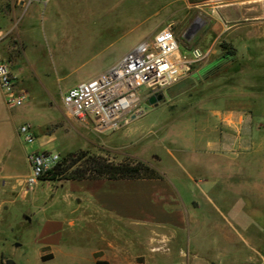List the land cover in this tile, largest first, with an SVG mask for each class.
Instances as JSON below:
<instances>
[{"label": "rangeland", "instance_id": "374dc122", "mask_svg": "<svg viewBox=\"0 0 264 264\" xmlns=\"http://www.w3.org/2000/svg\"><path fill=\"white\" fill-rule=\"evenodd\" d=\"M142 1L147 3L138 5L143 13L137 19L118 20L120 35L117 26L109 29L108 19L94 21L76 12L58 17L55 25L68 32L57 48L43 18L31 34L38 40L28 38L19 15L32 0H0V57L11 66L15 89L27 96L8 109L0 89V121L8 119L0 122V177L18 182L30 170L24 158L28 145L14 131L22 121L39 125L41 134H53L58 149L50 151L60 155L88 148L115 159L144 157L161 171L151 163L155 153L168 166L163 178L188 210L184 229L127 225L124 232L115 220L104 219L70 225L65 202L70 197L64 187L46 181L31 186L35 191L26 199L19 196L0 220V264H264V0ZM47 2L38 4L44 8ZM148 13H154L152 18ZM165 26L174 31L188 67L171 86L143 91L141 114L103 133L66 116L62 94L69 86L130 49L134 36L151 38ZM87 36L93 40L89 47L78 42ZM222 42L236 49L232 60L221 59ZM248 88L262 95L251 112L252 142L225 150L218 141L223 140L220 121L208 119L207 107L236 110L248 98L243 94ZM158 92L163 98L146 105V98ZM166 147L171 153L155 152ZM49 218L62 222L64 236L55 257L42 260L37 253L44 249H37L36 238Z\"/></svg>", "mask_w": 264, "mask_h": 264}, {"label": "crops", "instance_id": "0c3cea01", "mask_svg": "<svg viewBox=\"0 0 264 264\" xmlns=\"http://www.w3.org/2000/svg\"><path fill=\"white\" fill-rule=\"evenodd\" d=\"M32 1L33 3L30 4V6L32 7H28V9L23 8V10H21L22 12L19 15L20 20L23 22L24 27L27 29L28 38H36L34 36L32 37L31 34L39 31V20L43 18L47 21L50 41H52L57 48H59L60 46L63 47V33L67 34L68 32L67 27L64 28L62 25L60 26V23L59 26L55 25L57 24L56 20L58 17H68V15L76 12L81 15L83 14L84 16L89 15L88 17H92V20L94 21H103L105 19H108L109 21H111L109 22L110 27L108 26L109 29L117 26L118 35H120V25L118 20L126 18H129V20L137 19V15L143 13L142 11L138 10V5L147 3L146 1L142 0H88L87 3H83L81 5L77 4L76 0H48L45 7L42 8V5L38 4V2H41V0ZM160 4L166 5L168 4V1L165 3L162 0ZM148 14L151 16V18L154 15V13ZM150 16L140 17V19H149ZM256 20L257 23L260 22V24L262 25L263 18H258ZM52 25L57 26L60 30H58V32L57 30H53L55 26ZM57 33L60 34L58 35ZM22 36L24 37V34H22ZM147 38L149 37L136 40L134 36L133 41L130 43V45H128L131 49L136 44ZM250 39L251 37L249 38V40ZM78 42L83 44L85 43L84 45L89 47L92 44L93 40L92 42H90V37L87 36L84 37L82 41L79 40ZM77 46L79 45L77 44ZM130 49L128 48L126 51H129ZM78 51V54H83V52H81V49H79ZM78 54L76 56H78ZM120 54H118L117 57L109 64L106 63L103 67L99 68L88 77L86 76L87 78L84 77L80 81L89 79L105 70L107 67L109 68L110 66L115 64L123 55ZM78 82L79 81L69 86L65 91H67L70 87L74 86ZM243 94L248 98L244 99L242 103L239 102L241 106L236 110L230 108L229 105H221L220 107H218L215 104H211V106L208 105L206 110V114L209 120L217 119L220 121V133L221 136H223V140L219 138L218 141L219 143H222L223 148L228 151H231L233 146H235L236 144L240 147L250 144L253 139V130L255 127L252 123L251 112H255V108H258V104L260 103L259 98H261L262 95L260 96V92L250 88L246 89ZM5 105L8 109L12 108L6 103ZM7 120V118L2 119L0 122L5 125V123H7ZM23 122L29 123L32 126L34 132V143L33 145L28 146V150L30 148L44 150L58 149L56 147L55 137H53V134L45 135V133H39V130L37 129L39 125L35 126L29 121H22L18 125L14 126V131L17 136H19L18 127ZM33 125L35 126V129ZM159 149L166 150L167 152L171 153V149L167 147L165 149L157 148L155 152H159ZM27 151L24 150L25 159ZM150 159H152L151 163L157 165V167L161 171L168 167L166 163H161L160 156L155 153L150 155ZM25 176L26 174L22 175L20 178L21 180H19L18 182L11 181L9 178L3 179V177H0L1 221L4 216L9 214L10 204H13L19 196L26 199L31 194V192L35 191V188L38 187L40 183L46 182L44 180H38L35 184L32 185L36 187L30 189L31 186L27 187L24 184ZM47 182H54L55 186L64 187L66 191L65 195H68V197H70V200L65 201L66 206L68 207L69 215H71V218H68L70 225H73L74 220H83L85 224H88L90 222H93L94 219H104L115 220V222H118L119 229L122 227V231L124 232H126L125 229L127 225H129L135 229L143 226L151 229H154L156 227H165L173 232L179 233L180 230L184 229L186 225V219H188V210L186 209L185 205H183V203L177 200L178 198L176 194L164 178H96L70 180L59 179ZM30 215L32 216L34 214L30 212ZM25 219L30 220L26 217ZM10 225L11 223H8V227ZM62 235L64 236L62 222L58 219L49 218L43 225L39 236H37L36 238L38 244L37 249H40L41 247L42 249H44V252L40 250L38 251V253L36 252L38 254V257L42 258L49 254H52V256L55 257L57 251L56 247ZM120 236L121 231L119 230L118 237ZM106 244L107 246L111 245L109 240ZM120 250V246H117L116 251L120 252ZM44 253H47V255H45ZM53 257L49 259H52ZM105 258L106 257H104L103 259Z\"/></svg>", "mask_w": 264, "mask_h": 264}, {"label": "built area", "instance_id": "2783aa9c", "mask_svg": "<svg viewBox=\"0 0 264 264\" xmlns=\"http://www.w3.org/2000/svg\"><path fill=\"white\" fill-rule=\"evenodd\" d=\"M179 52V42L170 26L161 28L120 59L95 76L79 81L62 94V104L67 117L90 124L98 133L117 130L129 124L131 118L143 112L141 93L159 91L175 83L188 67ZM10 64L0 57V89L5 103L15 107L27 99L25 92L15 89ZM32 126L21 123L18 135L24 144L34 143ZM55 151L30 148L26 159L29 173L24 184L32 186L39 175L52 168L59 160Z\"/></svg>", "mask_w": 264, "mask_h": 264}, {"label": "trees", "instance_id": "16d2710c", "mask_svg": "<svg viewBox=\"0 0 264 264\" xmlns=\"http://www.w3.org/2000/svg\"><path fill=\"white\" fill-rule=\"evenodd\" d=\"M225 54L221 59L232 60L236 49L228 42H222ZM156 179L163 178V173L141 158L122 156L120 159L108 154L94 152L88 148H78L62 154L56 164L39 175V180L54 181L59 179ZM52 254L42 257L46 260ZM99 263V262H98Z\"/></svg>", "mask_w": 264, "mask_h": 264}, {"label": "water", "instance_id": "95a60500", "mask_svg": "<svg viewBox=\"0 0 264 264\" xmlns=\"http://www.w3.org/2000/svg\"><path fill=\"white\" fill-rule=\"evenodd\" d=\"M164 96L163 92H158L156 94L150 95L149 97L146 98L145 104L148 106L151 105H156ZM10 261H6V264H10Z\"/></svg>", "mask_w": 264, "mask_h": 264}]
</instances>
